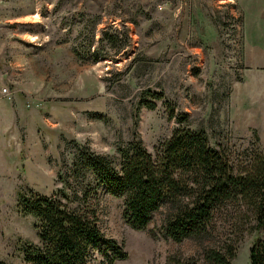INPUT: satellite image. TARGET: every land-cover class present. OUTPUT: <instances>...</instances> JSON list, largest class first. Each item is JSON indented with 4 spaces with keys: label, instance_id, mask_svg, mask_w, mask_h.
I'll return each instance as SVG.
<instances>
[{
    "label": "rangeland",
    "instance_id": "374dc122",
    "mask_svg": "<svg viewBox=\"0 0 264 264\" xmlns=\"http://www.w3.org/2000/svg\"><path fill=\"white\" fill-rule=\"evenodd\" d=\"M247 31L230 0H0V111L12 116L0 131V260L31 264L21 246L37 242L18 191L50 195L65 188L59 174L74 184L78 147L115 158L136 139L153 152L177 126L164 101L235 163L264 151V84L255 85L264 65L250 61ZM95 200L101 230L127 252L111 264L174 255L203 264L204 250L228 238L238 241L231 264H249L263 236L254 226L239 235L221 215L211 236L177 243L160 230L164 209L137 230L122 217V198L97 189Z\"/></svg>",
    "mask_w": 264,
    "mask_h": 264
},
{
    "label": "trees",
    "instance_id": "16d2710c",
    "mask_svg": "<svg viewBox=\"0 0 264 264\" xmlns=\"http://www.w3.org/2000/svg\"><path fill=\"white\" fill-rule=\"evenodd\" d=\"M143 93L163 98L159 92ZM164 103L177 126L153 152L136 139L121 146L115 158L78 147L68 168L74 184L59 174L65 188L50 195L31 188L18 191L17 207L35 219L37 236V242L22 243L26 262L95 264L100 259L111 264L125 259L123 244L101 230L95 200L100 189L123 199L122 217L137 230H145L153 215L164 209L160 230L177 243L211 236L221 215L239 235L254 226L263 236L249 247V264H264V151L251 150L235 163L221 147L209 143L204 130L185 125V112ZM142 104L149 109L155 105L146 99ZM237 242L228 238L206 248L203 264H231ZM167 264L199 263L194 257L174 255Z\"/></svg>",
    "mask_w": 264,
    "mask_h": 264
},
{
    "label": "crops",
    "instance_id": "0c3cea01",
    "mask_svg": "<svg viewBox=\"0 0 264 264\" xmlns=\"http://www.w3.org/2000/svg\"><path fill=\"white\" fill-rule=\"evenodd\" d=\"M235 3L240 12H242L243 28L247 29V42L251 46L250 61L252 64L255 62L263 61L260 65H264V0H230ZM249 29L252 30L249 35ZM255 47V48H252ZM261 51V52H260ZM256 65V64H254ZM264 84L263 80L255 81V85L260 87ZM264 87V86H263ZM11 111L8 113L0 111V131H3L6 121L10 116ZM10 116L9 118H11Z\"/></svg>",
    "mask_w": 264,
    "mask_h": 264
},
{
    "label": "built area",
    "instance_id": "2783aa9c",
    "mask_svg": "<svg viewBox=\"0 0 264 264\" xmlns=\"http://www.w3.org/2000/svg\"><path fill=\"white\" fill-rule=\"evenodd\" d=\"M3 91H5V92H6L7 90H6V89H4Z\"/></svg>",
    "mask_w": 264,
    "mask_h": 264
}]
</instances>
